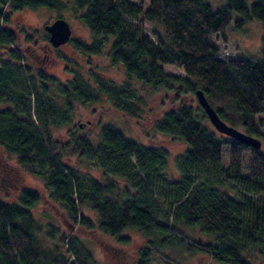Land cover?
<instances>
[{
	"label": "trees",
	"instance_id": "trees-1",
	"mask_svg": "<svg viewBox=\"0 0 264 264\" xmlns=\"http://www.w3.org/2000/svg\"><path fill=\"white\" fill-rule=\"evenodd\" d=\"M43 6H71L80 13L93 41L70 40L83 55L100 53L103 37L110 36L109 56L124 66L129 78L176 92L178 104L155 123L158 131L186 145L176 160V176H169L166 147L144 145L111 124L100 129L96 142L73 131L66 141L55 137L56 129L72 122L76 102H97L105 94L117 110L139 116L146 100L130 80L117 84L97 75L90 82L77 69L62 82L43 71L32 72L15 47L9 12ZM234 12L241 17L236 26L247 19L262 20L264 41V0H229L216 10L207 0H149L147 6L132 0H0V47L9 48L0 55V145L27 172L46 181L52 198L76 225L113 236L134 228L165 235L164 240L190 252L203 251L218 264H257V255H264V151L222 136L204 123L208 115L199 103L181 99L202 88L229 124L261 135L257 125L264 127V116L257 114L264 113V56L226 60L210 42L218 33L225 35ZM146 21L162 28L152 30L155 40L143 26ZM165 64H178L185 74H171ZM225 145L227 167L222 164ZM67 152L90 159L105 182L66 163L62 158ZM123 180V186L117 184ZM39 197L37 191L22 189L17 202L0 200V264H95L76 236L60 235L74 256L69 260L59 251V242L46 244L38 235L44 224L30 207ZM85 205L95 219L81 210ZM178 223L197 227L216 241L191 240ZM55 231L53 226L48 234ZM148 253L144 250L139 264H148Z\"/></svg>",
	"mask_w": 264,
	"mask_h": 264
},
{
	"label": "rangeland",
	"instance_id": "rangeland-1",
	"mask_svg": "<svg viewBox=\"0 0 264 264\" xmlns=\"http://www.w3.org/2000/svg\"><path fill=\"white\" fill-rule=\"evenodd\" d=\"M136 3H143L147 6L149 0H132ZM214 10L225 6L229 0H207ZM253 0H247L250 4ZM71 6L62 9L39 7L24 8L17 11H10V26L16 31L17 43L25 65L32 68V72L43 71L47 75L58 77L66 82L75 70H81L83 75L93 82L97 75L105 80L121 84L130 80V83L140 96L146 100L143 110L139 116H130L123 111L117 110L110 98L103 94L97 102L75 103L73 120L68 125L56 129L55 137L62 141L68 140L74 134L86 135L91 141L98 140L100 129L111 124L119 129L124 135L144 145L154 144L164 146L169 150L167 160L169 176L177 175L176 160L185 150L186 145L170 135L158 131L155 123L162 117L164 112L178 104L175 91L159 87L152 89L144 86L136 78H129L124 66L121 63H113L110 56V45L112 38L103 37V46L98 54L83 55L72 44L71 40L59 47H54L47 36L45 25L54 21L57 17L66 18L72 26L73 38H80L87 42L93 41L92 33L86 23ZM241 17L234 12L232 23L227 27L226 33L216 34L210 38V42L217 45L220 50L219 57L226 60L230 58H261L264 56L263 22L260 19L252 18L245 20L240 26L235 22ZM145 30L155 40L156 36L152 30L162 31L158 24L148 21L143 23ZM32 34V38L27 39ZM9 48L0 47V55L7 54ZM164 69L171 74H185L183 68L178 64H165ZM181 99L187 103L197 105L196 94L184 93ZM258 117L264 113L257 114ZM205 124L212 126L208 116L203 117ZM77 127V129H71ZM237 127V126H236ZM242 129L241 127H238ZM261 135H255L262 141L261 150L264 151V127L257 125ZM243 130V129H242ZM224 136V134H221ZM228 136V135H225ZM62 147L64 150L69 148ZM66 163L73 166L81 174L93 175L105 182L102 170L97 168L93 162L78 154L67 152L62 158ZM243 171L247 173L248 155L243 160ZM222 164L227 167L229 164L228 146L223 147ZM8 175L13 181H8ZM125 181L117 184L123 186ZM22 189H30L39 193V200L31 208L34 218L43 222L44 227L38 231L46 244L53 245L59 242V251L69 256L67 242L60 241V235L67 237L76 236V241L84 245L92 254L95 264H139L143 258L144 250L148 253V264H218L211 256L203 251L190 252L184 246L176 243L171 244L165 239V235H147L144 232L128 228L118 236L107 234L97 228H89L83 225H76L72 222L66 208L55 201L51 196V188L46 181L38 175L27 172L3 146L0 145V200L4 202H17ZM225 190V189H224ZM226 191V190H225ZM85 215L95 219L96 213L89 205L81 208ZM173 217V215L171 216ZM50 224V225H49ZM171 225V224H170ZM56 233L48 234L52 227ZM175 226L185 232L191 240L216 241L213 235L201 232L197 227H189L178 223ZM171 229V226H169ZM127 236L128 239H123ZM167 236V235H166ZM121 237V238H120ZM190 239H186L189 241ZM148 248V249H147ZM257 264H264V255L258 254Z\"/></svg>",
	"mask_w": 264,
	"mask_h": 264
},
{
	"label": "water",
	"instance_id": "water-1",
	"mask_svg": "<svg viewBox=\"0 0 264 264\" xmlns=\"http://www.w3.org/2000/svg\"><path fill=\"white\" fill-rule=\"evenodd\" d=\"M45 29L49 33V41L54 47H59L69 42L73 35V29L69 21L64 17H57L54 21L47 23ZM196 96L199 104L205 110L211 123L221 133L239 139L254 148H261L262 141L255 135L249 134L224 120L218 111L210 103L202 88H197Z\"/></svg>",
	"mask_w": 264,
	"mask_h": 264
},
{
	"label": "flooded vegetation",
	"instance_id": "flooded-vegetation-1",
	"mask_svg": "<svg viewBox=\"0 0 264 264\" xmlns=\"http://www.w3.org/2000/svg\"><path fill=\"white\" fill-rule=\"evenodd\" d=\"M14 179H13V177L11 176V175H8V181L9 182H12ZM30 210H31V208H30ZM32 211V210H31Z\"/></svg>",
	"mask_w": 264,
	"mask_h": 264
}]
</instances>
